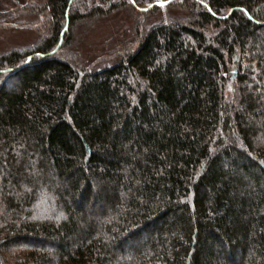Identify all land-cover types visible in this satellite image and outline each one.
I'll list each match as a JSON object with an SVG mask.
<instances>
[{
  "label": "trees",
  "instance_id": "trees-1",
  "mask_svg": "<svg viewBox=\"0 0 264 264\" xmlns=\"http://www.w3.org/2000/svg\"><path fill=\"white\" fill-rule=\"evenodd\" d=\"M7 30L0 264H264V0H0Z\"/></svg>",
  "mask_w": 264,
  "mask_h": 264
},
{
  "label": "rangeland",
  "instance_id": "rangeland-1",
  "mask_svg": "<svg viewBox=\"0 0 264 264\" xmlns=\"http://www.w3.org/2000/svg\"><path fill=\"white\" fill-rule=\"evenodd\" d=\"M122 19H126L124 16ZM121 20V19H120ZM126 21H129L127 19ZM125 25V24H124ZM126 26V25H125ZM0 33V47L7 45L9 42H24L30 38V35L23 31H3ZM122 33V27L119 24V20L105 22L97 26V28L91 31L87 36L84 45H82L83 51L91 52L92 58L103 53L104 43H114L119 39Z\"/></svg>",
  "mask_w": 264,
  "mask_h": 264
},
{
  "label": "water",
  "instance_id": "water-1",
  "mask_svg": "<svg viewBox=\"0 0 264 264\" xmlns=\"http://www.w3.org/2000/svg\"><path fill=\"white\" fill-rule=\"evenodd\" d=\"M163 4H166V3H163Z\"/></svg>",
  "mask_w": 264,
  "mask_h": 264
}]
</instances>
